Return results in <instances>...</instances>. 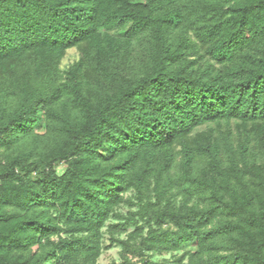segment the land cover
<instances>
[{
	"label": "trees",
	"instance_id": "obj_1",
	"mask_svg": "<svg viewBox=\"0 0 264 264\" xmlns=\"http://www.w3.org/2000/svg\"><path fill=\"white\" fill-rule=\"evenodd\" d=\"M131 191L145 251L264 264V0H0V264H97Z\"/></svg>",
	"mask_w": 264,
	"mask_h": 264
},
{
	"label": "rangeland",
	"instance_id": "obj_2",
	"mask_svg": "<svg viewBox=\"0 0 264 264\" xmlns=\"http://www.w3.org/2000/svg\"><path fill=\"white\" fill-rule=\"evenodd\" d=\"M79 58L80 55L77 49L69 50L62 61V71H66L72 64L77 62ZM139 60V55H135V60L133 59L134 64H138ZM209 129L213 130L216 136H221L222 133L228 131L236 135L238 131L236 122H231L230 125L222 124L221 126H203L196 130V134L205 132ZM220 129L221 131L218 132ZM180 160L181 158L178 156L177 163H179ZM64 169L65 167L61 166L59 168L60 173H62ZM124 197L125 203L115 210L116 215H119L122 218H112L107 224L108 226H123L113 229L107 226L103 229V250L97 260V264H143L144 261L154 264H188L187 260H184L182 263H179L178 261L186 252L196 251L197 248L195 244H189L177 252H147L144 250L142 243L148 236V222L151 221L152 226L156 230L159 228L154 222V216L152 217L153 212L158 211V208L153 211L150 210L148 216L142 218V213L140 212L141 204L139 203L135 192H128ZM173 202L176 206H181L183 199L181 196H177ZM162 229H173V226L171 224H165ZM116 241H121L123 244H119Z\"/></svg>",
	"mask_w": 264,
	"mask_h": 264
}]
</instances>
